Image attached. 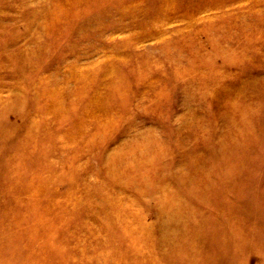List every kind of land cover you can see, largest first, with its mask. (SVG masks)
<instances>
[{"label": "rangeland", "instance_id": "rangeland-1", "mask_svg": "<svg viewBox=\"0 0 264 264\" xmlns=\"http://www.w3.org/2000/svg\"><path fill=\"white\" fill-rule=\"evenodd\" d=\"M0 264H264V0H0Z\"/></svg>", "mask_w": 264, "mask_h": 264}]
</instances>
